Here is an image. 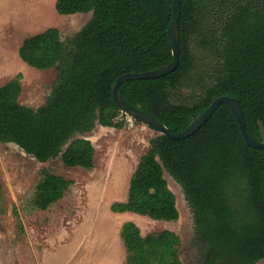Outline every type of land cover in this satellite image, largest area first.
Masks as SVG:
<instances>
[{
  "label": "trees",
  "instance_id": "obj_1",
  "mask_svg": "<svg viewBox=\"0 0 264 264\" xmlns=\"http://www.w3.org/2000/svg\"><path fill=\"white\" fill-rule=\"evenodd\" d=\"M61 14L90 11L89 19L62 39L55 26L25 36L20 58L36 68L55 67L57 78L36 108L18 100V76L0 84V141L13 142L39 161L60 155L66 166H93L90 139L74 137L96 124L123 127L112 87L127 71H145L172 58L167 28L172 0H55ZM178 64L152 78L126 79L125 100L182 130L218 95L237 99L247 131L264 132V0H180ZM213 61L210 82L191 102H175L194 66L193 44ZM166 170L183 188L199 244L197 264H254L264 259V148L247 144L230 106L221 102L192 134H156L140 156L125 200L110 210L153 219L178 217ZM70 180L41 168L33 192L40 210L59 202ZM0 181V196H1ZM153 193L150 196V193ZM17 226L22 229L18 220ZM120 264H182L179 236L170 229L141 233L133 220L119 229Z\"/></svg>",
  "mask_w": 264,
  "mask_h": 264
},
{
  "label": "rangeland",
  "instance_id": "obj_2",
  "mask_svg": "<svg viewBox=\"0 0 264 264\" xmlns=\"http://www.w3.org/2000/svg\"><path fill=\"white\" fill-rule=\"evenodd\" d=\"M54 4L55 0H0V62L15 64L12 69L0 66V84L18 76V100L33 108L44 103L57 71L54 66L36 68L22 61L17 53L22 39L50 26L57 27L64 39L79 30L91 14H61ZM192 51L194 66L174 92L175 102H191L210 82V53L196 43ZM122 118L125 123L121 128L96 124L91 131L74 136L91 140L94 154L90 168L66 166L60 155L39 161L19 145L0 141V264H120L125 258L119 241L124 220H133L142 234L174 231L180 238L178 255L182 264H197L199 244L194 237L192 209L182 186L166 170L163 174L175 194L177 219L110 210L112 201L127 196L130 176L150 138L158 134L126 114ZM43 167L71 182L59 202L40 210L32 199ZM18 220L22 229L17 226ZM254 264H264V259Z\"/></svg>",
  "mask_w": 264,
  "mask_h": 264
},
{
  "label": "water",
  "instance_id": "obj_3",
  "mask_svg": "<svg viewBox=\"0 0 264 264\" xmlns=\"http://www.w3.org/2000/svg\"><path fill=\"white\" fill-rule=\"evenodd\" d=\"M180 13V0H172V17L167 28L168 42L171 47L172 58L169 62L145 71H127L120 74L112 87L113 99L118 108L124 114L142 122L160 134H165L171 138H182L192 134L209 118L215 108L221 102L230 106L232 114L237 122L240 133L245 142L251 146L264 148V141L253 137L246 129L242 110L237 99L233 96L221 94L216 96L207 107L200 111L182 130L171 132L168 127L157 117L129 103L122 96L119 85L126 79L152 78L171 72L178 64L179 38H178V17Z\"/></svg>",
  "mask_w": 264,
  "mask_h": 264
},
{
  "label": "crops",
  "instance_id": "obj_4",
  "mask_svg": "<svg viewBox=\"0 0 264 264\" xmlns=\"http://www.w3.org/2000/svg\"><path fill=\"white\" fill-rule=\"evenodd\" d=\"M22 40H23V39H22ZM21 42H22V41H21ZM17 53H18V51H17ZM15 56L17 57V54H16ZM18 57H20L19 54H18ZM20 59H21V58H20ZM14 60H16L15 57H14ZM21 60H22V59H21ZM22 61H23V60H22ZM1 65H5L8 69H12L11 67H14V66H15V64H14V65H13V64H10V61H6V64L0 62V66H1ZM10 78H11V77H10ZM8 80H9V79H8ZM6 81H7V80H6ZM6 81H4V82H6ZM125 199H126V197H125L124 199H121V200H125ZM124 212L127 213V211H123V213H124ZM116 213H117V212H116ZM119 237H120V235H119ZM119 237H118V238H119ZM119 239H120V238H119ZM119 241H121V239H120ZM121 244H122V242H121ZM107 245H108V244H106V247H107ZM105 253H106V250H105Z\"/></svg>",
  "mask_w": 264,
  "mask_h": 264
}]
</instances>
